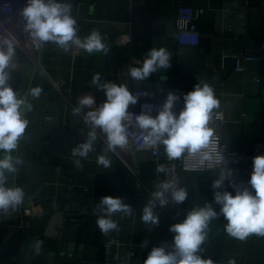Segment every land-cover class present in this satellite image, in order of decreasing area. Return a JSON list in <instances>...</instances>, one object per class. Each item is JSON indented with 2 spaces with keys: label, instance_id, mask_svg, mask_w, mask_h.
<instances>
[{
  "label": "crops",
  "instance_id": "obj_1",
  "mask_svg": "<svg viewBox=\"0 0 264 264\" xmlns=\"http://www.w3.org/2000/svg\"><path fill=\"white\" fill-rule=\"evenodd\" d=\"M134 1L136 0H66L72 5V15L77 20L78 35L81 38L86 37L93 30L101 35L112 33L130 35V25L120 21ZM232 3L239 4L240 9L237 13L243 15V19L237 17L233 28L229 26L228 29H224L226 20L218 22L216 17L223 12L224 5ZM155 5L160 33L155 36H144L135 44L129 43L121 47V56L114 68L109 65L108 52L90 55L84 51L76 56L72 53L73 47L66 53L53 43L45 44L42 48L41 68L36 67L24 55L15 60L14 67L10 71L24 75L23 84L27 82L28 88L23 94L32 104V109L47 103L57 105L59 116L54 130L49 132L52 143L62 142L64 133L74 117L73 107L68 100L75 101L74 98L79 95L98 91L91 85L94 73L100 72L104 80L127 86L133 95L140 88L154 91L156 83L164 73L178 75L181 70L179 58L186 47L182 48L178 43L175 20L179 14H185L193 15L196 20L201 37V44L198 47L203 51V66L184 87L185 93L200 81L213 86L215 96L220 101V107L214 111L222 112L225 118L221 132L227 148L250 153L256 142L264 140V0H158ZM237 29H243L244 33H237ZM160 47L166 48L171 53L172 67L167 70L161 69L144 81L132 79L128 74L129 68L140 66L150 49ZM227 53L235 54L233 62L227 75L223 74L219 78L217 65ZM246 53L258 54L262 57V61L242 60L244 70L238 71L235 67L236 59L237 57L242 59L243 54ZM124 57L127 58L126 62ZM37 86L43 91L38 98L32 97L30 90ZM161 91L162 93L157 96L159 104L166 98L168 88H162ZM98 95L95 99L99 104L105 97ZM83 111L86 112L87 109ZM81 116L80 114L79 118L82 123L77 129L80 137L87 139L90 126L83 122ZM50 121V118H45L46 125ZM105 147L106 143L98 133L93 151L87 158L80 160L79 166L77 164L75 166L73 185L77 187L73 191L79 187H88L89 178L92 177V186L88 187V192L82 196V207L88 206L90 213L93 214V207L99 202L100 197L120 196L131 204L133 215L123 216L117 213L113 219L118 222L119 230L107 235L101 233L97 227L93 242L86 243L82 252L76 250L70 264H102L103 242L109 235L136 241L139 244V253L133 264H144V259L151 248L160 246L165 231L161 228L152 230L151 226L141 221L142 209L151 196L123 166L115 152H104ZM37 154L38 152L35 153ZM101 154L107 155L112 161L110 168L105 169L97 164V157ZM2 156L3 153H0V158ZM160 160L164 163L177 161H169L164 150L161 151ZM59 167V161L51 159L49 169H59ZM156 169L157 163L154 161H147L141 165L143 179L151 188L157 173ZM91 170L95 173L91 174ZM24 172L20 177L21 183ZM217 177L218 172L209 175L183 174V185L188 191V199L182 204L183 211L179 215V222L192 208L203 207L205 203L213 201L211 185ZM67 179H70V176H67ZM14 185L15 180L11 183L12 187ZM222 190L235 194L227 181L225 189ZM64 191H69L68 185H60L55 173L40 190L24 197L23 203L15 208V211L4 221V225L14 226L20 230L27 229L30 232L38 231L42 235L53 214V198ZM213 207L219 211L218 205L213 204ZM25 208H30V213L21 215ZM94 218L97 219V216ZM226 223L223 216L210 222L207 239L201 246L202 256L211 258L214 264H228L230 259H234L236 264H264V237L253 234L243 241L238 240L225 232ZM1 227L4 226H0V236L6 231ZM144 240L148 242L147 247L141 248L140 245ZM58 242L57 237L52 238L48 243L53 247L49 249L53 251Z\"/></svg>",
  "mask_w": 264,
  "mask_h": 264
},
{
  "label": "clouds",
  "instance_id": "obj_2",
  "mask_svg": "<svg viewBox=\"0 0 264 264\" xmlns=\"http://www.w3.org/2000/svg\"><path fill=\"white\" fill-rule=\"evenodd\" d=\"M19 15L24 20V30L41 47L53 43L66 53L76 47L90 55L109 51L105 38L98 31L93 30L84 38L78 35L72 5L66 0H26ZM15 60L16 46L12 40L5 38L0 41V153H3L0 158V214L21 205L25 196L21 187L6 186L8 174L16 173L17 166L22 164L21 158L13 153L17 151L19 142L26 139L29 121L25 117L33 107L26 96L22 97L12 87L10 69L14 67ZM170 61L171 53L166 48H152L142 64L130 67L128 74L136 81H144L161 69H170ZM91 85L103 92L105 99L98 104L93 95H84L72 109L77 117L83 112L84 122L90 126L87 139L71 149L73 158H87L93 151L98 133L106 140L105 153L123 150L129 144L130 129H138L143 145L146 148L163 146L169 161L191 157L197 161L199 170L219 168L218 177L211 185L213 201L203 207L192 208L182 221L170 225L169 232L173 234L171 244L152 247L144 264H214L211 258L202 256L201 246L207 239L210 222L220 216L227 221L225 232L233 238L243 241L253 234L264 237V155L253 157L248 186L237 185L234 170L229 166L225 153L215 146L214 129L209 126L214 110L220 107L213 86L204 81L196 83L182 95L183 107L179 111L175 108L181 96L169 91L161 104H144L136 113L130 108L137 105L139 98L127 86L104 80L100 72L92 75ZM42 91L37 86L30 90V95L38 98ZM75 163L79 166L80 160L76 159ZM97 164L108 169L112 161L101 154L97 157ZM156 171L164 173L166 170L159 165ZM226 181L234 189V195L222 190ZM187 199L185 187L169 180L161 181L158 190L152 192L143 207L141 221L151 228L156 227L160 222L156 212L158 206L163 208L170 202L183 204ZM213 204L219 206V211ZM117 213L132 216L133 208L124 197H100L93 207V214L97 216L95 226L101 233L107 235L119 230L118 222L113 219ZM147 243V240L142 241L141 248L147 247ZM41 245L42 241L35 245L37 254ZM228 264H236V261L230 259Z\"/></svg>",
  "mask_w": 264,
  "mask_h": 264
},
{
  "label": "water",
  "instance_id": "obj_3",
  "mask_svg": "<svg viewBox=\"0 0 264 264\" xmlns=\"http://www.w3.org/2000/svg\"><path fill=\"white\" fill-rule=\"evenodd\" d=\"M157 1L136 0L122 17L120 22L130 25L131 44H135L144 36H155L160 33L155 5ZM238 9H240L238 3L224 5L223 12L216 17L218 22L226 20L224 29H228L229 26L233 28L237 17L243 19V15L237 13ZM241 10L244 11V9ZM236 31L237 33H244L243 29ZM119 36L117 33L102 34L109 49V65L113 68L122 52V48L116 43ZM22 55L21 51L16 49V60L20 59ZM234 55V53H227L219 61L217 65L219 78L223 74L227 75ZM126 60L127 58L124 57L125 62ZM179 63L181 70L178 75L164 73L160 76L154 90L156 96L162 93V88H168L167 92L172 91L182 97L185 93L184 87L189 80L199 73L203 66V51L199 47H187L182 52ZM164 77L167 79L164 80ZM23 78L22 73L12 72V87L22 97L28 88L27 82L23 84ZM58 116L57 105L53 103H47L26 113L25 118L29 121L28 128L25 130L26 139L19 142L17 151L13 153L14 156L18 155L21 158L22 164L17 166L18 171L16 173L8 174L6 185L12 187L11 183L15 180L14 187H21L25 192L24 197L40 190L45 183L54 177L55 173L60 185L75 186L73 185L76 172L75 160L84 158H73L71 149L86 140L84 137H80V132L77 129L82 121L79 117L74 116L64 133L62 142L52 143L49 132L54 130ZM45 118L51 119L48 125H46ZM161 150H164L163 146H161ZM36 152H38L37 155H35ZM51 159L59 161V169H49ZM93 166L92 164L91 167ZM23 172L25 174L21 183L20 177ZM90 173L94 174L95 172L91 170ZM67 176H70V179H67ZM92 181L93 178L90 177L88 187L92 186ZM82 200L83 198L78 192L72 191H64L53 198V214L42 235L38 231L30 232L27 229L20 230L14 226L4 225V221L14 212L13 208H10L7 213L0 214V226H4L1 227L3 231L6 230L0 236V264H70L73 253L76 250L82 252L86 243L93 242L97 230L96 219L94 218L96 215L91 214L90 211H82ZM56 237L59 242L52 251L49 247L53 246L48 242ZM42 240L44 243H42L41 250L37 254L35 245Z\"/></svg>",
  "mask_w": 264,
  "mask_h": 264
},
{
  "label": "built area",
  "instance_id": "obj_4",
  "mask_svg": "<svg viewBox=\"0 0 264 264\" xmlns=\"http://www.w3.org/2000/svg\"><path fill=\"white\" fill-rule=\"evenodd\" d=\"M26 0H0V41L5 38L12 40L16 49L27 57L36 67L41 68V51L42 48L38 42L34 41L30 35L24 30V20L19 15L20 9L24 7ZM175 30L177 33L178 43L182 48L191 46L198 47L201 44V37L196 20L193 15L179 14L175 20ZM117 45L124 47L130 43V35H120L116 41ZM84 51L73 47V55H80ZM243 61H262V57L258 54H243L242 59H236V69L243 71ZM93 95L94 97L104 96L101 91L87 93L77 96L75 101L68 100L71 107H76L78 99L84 95ZM135 96L139 98L137 105L130 108V111L139 113L141 106L144 104L159 105L158 97L155 92L150 89H138ZM71 99V98H69ZM183 107L182 97L177 103L175 110L179 111ZM213 119L209 126L214 129V141L218 151L225 153L229 160V166L234 170L235 182L239 186H248L247 181L252 172V161L256 155H264V140L254 144L250 153H243L240 150H229L222 136V128L225 123V118L222 112L214 111ZM84 122V113H81ZM155 115V111H153ZM85 123V122H84ZM100 134V133H99ZM106 143L105 138L100 134ZM161 146L146 148L143 145L142 137L138 129H130L129 144L123 149H117L115 152L120 158L123 166L136 179L139 185L144 186L146 191L151 196L152 192L158 190V185L161 181L169 180L172 183L184 187L183 173H193L198 175H209L219 171V168H208L199 170L198 163L194 158L182 157L174 163H164L160 160ZM147 161H154L165 167L164 173H156L153 181V187H149L143 179L141 165ZM77 186H68L69 191H73ZM88 187H79L76 191L80 196H84L88 192ZM31 209L25 208L23 214H29ZM15 211V208H14ZM83 212H89V207L85 206ZM183 211L182 204L169 203L166 207H157L156 212L160 216L159 225L152 227V230L160 229L165 231L164 237L160 240V245L171 244L173 234L169 232V226L179 222V215ZM139 244L133 239H122L115 235H109L103 242V258L102 264H133L138 257Z\"/></svg>",
  "mask_w": 264,
  "mask_h": 264
},
{
  "label": "trees",
  "instance_id": "obj_5",
  "mask_svg": "<svg viewBox=\"0 0 264 264\" xmlns=\"http://www.w3.org/2000/svg\"><path fill=\"white\" fill-rule=\"evenodd\" d=\"M183 174H185V173H183Z\"/></svg>",
  "mask_w": 264,
  "mask_h": 264
}]
</instances>
